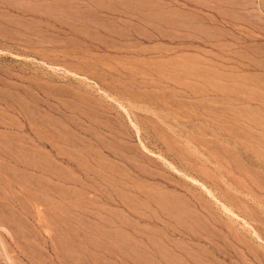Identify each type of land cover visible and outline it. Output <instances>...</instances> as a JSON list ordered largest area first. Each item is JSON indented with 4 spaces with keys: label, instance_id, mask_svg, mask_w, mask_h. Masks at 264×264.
Here are the masks:
<instances>
[{
    "label": "rangeland",
    "instance_id": "rangeland-1",
    "mask_svg": "<svg viewBox=\"0 0 264 264\" xmlns=\"http://www.w3.org/2000/svg\"><path fill=\"white\" fill-rule=\"evenodd\" d=\"M0 264H264V0H0Z\"/></svg>",
    "mask_w": 264,
    "mask_h": 264
}]
</instances>
